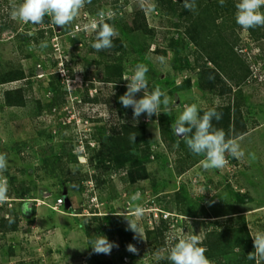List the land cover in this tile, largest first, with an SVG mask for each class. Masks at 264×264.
Segmentation results:
<instances>
[{"label":"rangeland","instance_id":"374dc122","mask_svg":"<svg viewBox=\"0 0 264 264\" xmlns=\"http://www.w3.org/2000/svg\"><path fill=\"white\" fill-rule=\"evenodd\" d=\"M137 1L143 4L151 32L123 37L124 28L116 23L118 35L113 45L121 37L123 48L115 53L93 49L97 29L91 24L97 14L111 10L117 22ZM178 1L173 0L169 9L178 8ZM108 2L91 0L65 26L67 31L51 24L50 18L40 26L11 19L10 26L0 29V74L13 68L16 76L14 82L0 84V153L8 161L0 176L7 180L9 197L0 203V218L19 216L20 221L16 232L0 231V264H156L180 238L197 234L202 245L210 243V238L218 241L212 234L223 232L228 238L216 243L229 252L226 262L232 264V254L239 251L233 241L236 230L248 234L246 251L253 253V237L264 232V40H253L246 30L241 33V54L251 73L240 83V90L232 87L231 73L224 72L230 92L202 90L196 47L182 34L183 29L176 28L175 16L167 17L168 11L156 0ZM10 12L6 0H0L3 22H9ZM21 33H28L33 41L19 45L15 39ZM263 34L262 27L256 36ZM42 41L47 47H40ZM138 63L149 68V89L158 86L170 97V108L165 111L162 107L151 118L145 113L134 119L132 108H125L121 96L116 97L125 94L128 81L124 79L131 77ZM108 64L123 70L117 83L108 82L104 70ZM14 90L23 91L25 106L7 105L6 96ZM193 103L200 115L210 108L237 103L247 132L237 138L242 156L227 155L226 167L205 170L202 155H194L185 142L174 143L175 122L184 106ZM231 126L236 128L234 123ZM125 128L140 135L144 130L146 142L134 154L146 168V179L129 184L127 170L108 174L105 168L100 172L103 177L94 179L93 175L100 176L94 167L103 149L112 148V138ZM65 145L72 146L74 157L66 158L69 172L63 174L57 158L46 151L50 146L59 150ZM87 174L91 181L79 180ZM17 187L19 192L31 190L30 197L36 202L31 212L26 211L27 203L11 198L10 194H18ZM58 198L65 205L56 208ZM30 201L26 202L32 206ZM137 206L144 210L139 219L134 215ZM23 208L26 214L21 212ZM165 213L170 214L168 221L161 218ZM126 218L138 224L141 236L129 229ZM87 224L92 228V241L103 235L113 244L110 254L94 252L82 228ZM148 231L154 233L150 238ZM129 244L136 253L127 250ZM214 257L212 264L223 262L224 257Z\"/></svg>","mask_w":264,"mask_h":264},{"label":"trees","instance_id":"16d2710c","mask_svg":"<svg viewBox=\"0 0 264 264\" xmlns=\"http://www.w3.org/2000/svg\"><path fill=\"white\" fill-rule=\"evenodd\" d=\"M158 4L162 8H166L168 12L165 13V15L168 17L170 15L175 16L177 20H174V25L176 28L183 29L184 32L182 34L187 37L190 42L196 47V68L199 70V82L201 84L202 90H209L212 92H219L220 94L226 93V91H231L232 87H237L238 90L241 89L244 82L249 78V75L251 73L250 66L246 62V60L243 58L242 55L243 51L242 48H240L242 45L240 44V36L241 33H243L245 30L241 28L236 23V4L239 2V0H224L223 6L220 4V0H195V10L190 11L186 9L183 6V0H179L177 3L178 8L169 9L170 5L172 4L173 0H156ZM22 0H6V3L9 4V9L11 10L12 4H19ZM100 2V1H99ZM105 4H109L108 0H106ZM11 16V15H10ZM116 16V14H115ZM108 18L105 22L109 24H118L123 26L124 28V34L121 36H131L134 32L135 33H142V35H147L151 32V30L148 27L146 12L143 7V4L141 1H137L132 3L131 10L129 12H125L122 14L119 18L116 17ZM2 18L0 17V29L1 27L10 26V22L12 18H9V22L5 23L3 22ZM49 17L45 16V19H48ZM12 27V26H11ZM264 26H258L255 28H250L246 31L249 32L250 37L253 40H264V34L262 37L256 36V34L262 29ZM13 28V27H12ZM115 28H118L116 26ZM64 31H67L66 27L63 28ZM256 31V32H255ZM258 31V32H257ZM29 32V31H27ZM15 40L18 41V44L21 42L23 44L24 42H32L33 38L28 33H21L17 34ZM235 35V36H234ZM215 39V40H214ZM32 40V41H31ZM115 41V40H114ZM207 42V43H205ZM20 45V44H19ZM18 45V46H19ZM123 41L121 37H117L115 44L112 48L108 49L109 52L113 51L119 52L121 48H123ZM244 46V45H243ZM201 48V50H204V53L198 50V48ZM29 50V47L27 48ZM242 53V54H241ZM109 54V53H108ZM206 56V57H204ZM13 65V63H11ZM210 65H213L216 68H210ZM13 68L7 73L0 74V84H8L14 82L16 79V76L14 72L12 71ZM105 74L108 76V82L109 83H117V81L121 80L123 78V70L115 65H105L104 67ZM224 72L226 75L231 73V81L233 82L232 87H227V84H225L224 79L222 77V73ZM229 76V75H228ZM190 85L191 82L187 81ZM127 91V88L123 89ZM125 93V92H124ZM123 94L120 92V97ZM143 96L141 93L136 94V99H139ZM17 97V99H14ZM25 94L23 91L14 90L12 92H9L6 96V103L8 106H25L24 98ZM216 111L221 113V119L219 121H216L213 119L212 124L213 127L216 129H223L226 131V135L228 137L232 138H239L245 135L247 132L245 127H242L243 124V117L240 112V108L235 103V105L222 107V108H216ZM206 111L201 112V116ZM231 123H234L236 125V128L234 129L231 126ZM244 125V124H243ZM233 129V131H232ZM244 130V131H243ZM126 134V136H124ZM132 135H135V142L131 139ZM112 138L114 141V146L112 144V148H104L102 151L101 157L98 159L94 171L95 172H101L103 168L106 169L105 173H113V171H120L121 169L127 170L126 172V181L129 184H135L140 180H144L147 177V171L146 168L139 163L138 159L135 157L134 152H137L138 149H140V146L145 144L146 139L144 138V130L141 131V135L139 131L132 129H127L120 133L119 135H115ZM172 140L174 143H184V139L181 138L178 135H175L172 137ZM110 150H113L111 152ZM50 155H54L58 160V169L64 174V172H69L68 162L69 161L66 158L67 157H74L73 155V148L72 146L65 145L63 148L57 150L54 149L52 146L49 147V150L46 151ZM70 163V161H69ZM109 164V165H107ZM104 173V174H105ZM103 174V173H102ZM100 173V176L97 177L96 175H93V178L98 180V178L103 177ZM102 175V176H101ZM80 181H91L89 180L88 174L84 177H81L79 179ZM12 183H14V179L11 178ZM60 182V184L64 185ZM105 184V181L99 180V183ZM19 187H17L18 194L12 195L10 194L11 198L22 200L21 202L27 203L25 204L26 211L31 212L33 209V206L36 205L35 199L32 201L31 196V190H26L24 192H19ZM66 190V189H64ZM68 194V192H67ZM17 196V197H13ZM65 204L68 202L69 208H71V203L69 201L68 195L65 197ZM31 200V203L26 202L27 200ZM59 199V198H58ZM57 199V201H58ZM30 201V202H31ZM57 202L54 206H56ZM63 204L62 206H64ZM59 206V207H62ZM68 208V207H67ZM68 208V209H69ZM23 214H26L24 211V208L21 210ZM73 213L72 211H70ZM80 215V214H79ZM108 216H106L107 218ZM163 224H165L166 221L161 220ZM19 216L15 217H7L6 218H0V231L4 234H8V232H16L18 230L19 226ZM167 223V222H166ZM82 228L84 229V232L86 233L87 237L90 242H93L91 238V232L92 228L89 224L83 225ZM105 227L103 224H100V229L105 230ZM95 234H99V231H95ZM154 233L153 232H147L148 238H150ZM216 236L219 240V242L224 243V240L228 238V233L223 232L219 234H212V236ZM211 236V237H212ZM235 238L233 241L236 243V248L239 249V251L234 252L232 255L234 256V259H232V264H245L247 261L250 262V264H254V262L248 258V254L251 253V251L248 253L246 251L247 249V243L249 240L248 234L240 231H234ZM208 242H204V244H200V246L205 247L207 249L205 255L206 257L213 262L215 259V255L217 258L218 256L224 257L222 258L223 262L221 261L220 264H228L226 262L227 256L229 252H223L224 247L222 246V249L219 248V245L216 243L218 241L212 240L211 238L208 240ZM247 252V253H246ZM219 258V259H220ZM231 260V259H229ZM97 264H111L110 262H102ZM156 264H171V261H169L166 258H160Z\"/></svg>","mask_w":264,"mask_h":264},{"label":"clouds","instance_id":"9594fccd","mask_svg":"<svg viewBox=\"0 0 264 264\" xmlns=\"http://www.w3.org/2000/svg\"><path fill=\"white\" fill-rule=\"evenodd\" d=\"M87 3H91V0H22L19 4H12L10 15L13 20L31 23L34 26L43 25L44 18L47 16L51 24L63 29L74 21ZM220 4L223 6L224 0H220ZM183 6L194 11L195 0H183ZM262 7H264V0H239L236 4V23L244 30L264 26V12L260 11ZM97 15L98 19H94L91 24L93 29H97L95 42L91 46L96 51L110 49L113 47V38L118 35V31L113 24L105 22V18H112L115 13L111 10L107 12L102 10ZM40 47H47L46 42L42 41ZM148 71L147 65L138 63L131 77L124 79L128 81L127 91L119 100L125 108H132L134 119L145 113L151 118L160 113L162 107L165 111L170 108V97L165 91L158 86L149 89L146 75ZM141 91L143 96L136 99V94ZM221 115L215 108H210L201 116L198 106L193 103L184 106L183 112L175 122L174 131L184 139L188 149L194 155L204 157L201 165L205 170L226 167L229 163L227 155L233 158L243 155L236 138L228 137L223 129L213 127V119L219 121ZM135 137V135L131 137L133 142ZM7 165V155L0 153V173L7 170ZM7 192V180L0 176V203L8 200ZM143 214L142 207L137 206L134 209L137 219ZM127 220L129 229L141 236L142 229L138 224L134 220ZM253 240L255 251L248 254V258L260 264V261L264 260V232L257 233ZM92 243L94 252L98 254H110L113 248V244L103 235L96 236ZM200 244V235L197 234L180 238L171 247L167 259L171 261V264H212L205 255L207 249ZM127 250L131 253L137 252L132 244L127 245Z\"/></svg>","mask_w":264,"mask_h":264},{"label":"built area","instance_id":"2783aa9c","mask_svg":"<svg viewBox=\"0 0 264 264\" xmlns=\"http://www.w3.org/2000/svg\"><path fill=\"white\" fill-rule=\"evenodd\" d=\"M64 204V200L63 198L58 199L57 204H56V208H59V206H62ZM163 217L164 220L168 221L170 219V214L169 213H165L164 216H161V218Z\"/></svg>","mask_w":264,"mask_h":264},{"label":"water","instance_id":"95a60500","mask_svg":"<svg viewBox=\"0 0 264 264\" xmlns=\"http://www.w3.org/2000/svg\"><path fill=\"white\" fill-rule=\"evenodd\" d=\"M66 194V193H65ZM66 207H69V204H68V202L66 203Z\"/></svg>","mask_w":264,"mask_h":264}]
</instances>
